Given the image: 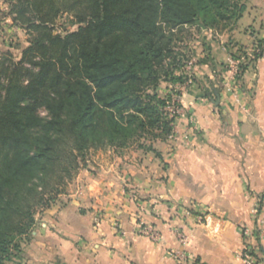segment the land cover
Instances as JSON below:
<instances>
[{"label": "crops", "instance_id": "0c3cea01", "mask_svg": "<svg viewBox=\"0 0 264 264\" xmlns=\"http://www.w3.org/2000/svg\"><path fill=\"white\" fill-rule=\"evenodd\" d=\"M219 37L232 41L218 47L225 60L264 40V0L248 2ZM226 61L232 70L220 76L202 65L210 80L180 97L175 134L154 148L159 155L115 156L80 175L83 185L44 213L18 262L180 264L184 252L188 264H244L247 245L264 259V237L243 236L257 228V202L264 212V59L250 62L240 80Z\"/></svg>", "mask_w": 264, "mask_h": 264}, {"label": "trees", "instance_id": "16d2710c", "mask_svg": "<svg viewBox=\"0 0 264 264\" xmlns=\"http://www.w3.org/2000/svg\"><path fill=\"white\" fill-rule=\"evenodd\" d=\"M8 1L34 36L20 61L0 58V264L13 237L35 224L51 182L78 168L79 156L171 132L156 88L172 66L176 32L233 25L247 11L241 0ZM60 14L74 16L78 29L54 34Z\"/></svg>", "mask_w": 264, "mask_h": 264}, {"label": "rangeland", "instance_id": "374dc122", "mask_svg": "<svg viewBox=\"0 0 264 264\" xmlns=\"http://www.w3.org/2000/svg\"><path fill=\"white\" fill-rule=\"evenodd\" d=\"M250 1L241 0L240 2L247 5ZM14 18L12 4L8 0H0V58L8 54L13 61L18 62L22 58V51L30 45L34 34L27 30L25 26L15 22ZM233 25H221L213 30L203 28L202 25H193L186 26L176 32L173 43L175 54L169 61V63H172V66L167 67L169 74L167 76L166 74L163 75L156 88L157 94L162 99L167 100V106L163 111L167 121L170 122L171 132L167 135V130L165 133L162 130H156L157 139L151 135H145L141 141H134L123 149L113 147L100 148L98 150L91 149L84 154V159L79 156V167L76 169L71 168L70 175L59 173L51 182L50 187L46 189L42 204L36 205L34 209L35 224L27 233L13 237L9 261L5 264H23L22 261L18 262V260L22 258V254H25L24 245L32 240L33 233L37 231L39 224L44 222V213L57 202H63L65 200L63 198L69 192L83 185L84 179H81V183L78 181L80 175L95 173V169L99 168L100 164H108L115 156L132 154L137 151L150 152L146 149L149 147L155 148L159 143L166 141L175 134L176 120L179 118L181 111L180 97L187 91L196 89L200 83L204 85L205 82L208 83L210 80L205 77L202 65L212 63V71L220 76L223 71L232 70L229 67L230 65H228L230 63L226 61L227 59L239 61L240 63L237 64V68L240 65H248L252 62L243 49L229 55L226 60L222 58L225 52L221 49L220 51L218 50L219 45L222 47L224 45L230 46L232 41L228 39L225 43H222L219 36L229 31ZM78 27L77 20L71 14H60L52 25L54 34L62 36L76 31ZM174 59H176L175 63H173ZM216 80L218 79L216 78ZM41 115L45 117L47 114L45 111H41ZM155 155L157 154L155 153ZM36 200L37 203L39 199L37 198ZM145 232L151 241L155 243L159 241V238L156 241L151 239V233L155 232L151 228L145 230ZM156 234L159 237V234ZM15 245L18 248H14ZM180 253L184 254V252Z\"/></svg>", "mask_w": 264, "mask_h": 264}, {"label": "built area", "instance_id": "2783aa9c", "mask_svg": "<svg viewBox=\"0 0 264 264\" xmlns=\"http://www.w3.org/2000/svg\"><path fill=\"white\" fill-rule=\"evenodd\" d=\"M250 61L253 60H257V59H264V43L263 44H259V43H255L249 50L246 51ZM239 61H232V64L235 66L234 69V74L237 76L238 74V69L237 68V64H239ZM253 213L255 214L256 218H257V228L256 230L253 232L251 231L249 228H245L243 230V236L244 238L247 240V242L251 239H253L256 235H258L259 237H264V212L262 210V208H260V203L257 202L255 204V208L253 210ZM158 235L155 232L151 233V239L156 241L158 239ZM180 241L183 245L187 244L186 238L183 236H180ZM246 249H248L249 251L252 250L251 247H249L248 245L246 246ZM245 249V250H246ZM176 258L178 260V262L180 264H188L189 263V258L187 257V255L183 254V253H178L176 254ZM241 258L244 264H254L256 262V259L254 257H252L248 252L243 251L241 254ZM192 264H198L196 261L193 262ZM259 264H264V259H262V261L259 262Z\"/></svg>", "mask_w": 264, "mask_h": 264}]
</instances>
